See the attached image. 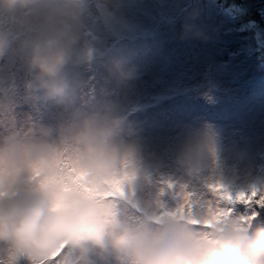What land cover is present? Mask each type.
<instances>
[{
    "label": "clouds",
    "instance_id": "1",
    "mask_svg": "<svg viewBox=\"0 0 264 264\" xmlns=\"http://www.w3.org/2000/svg\"><path fill=\"white\" fill-rule=\"evenodd\" d=\"M124 2L0 0V58L14 42L33 104L73 89V66L95 52L87 22L114 25ZM109 73L119 84L137 75L120 59ZM0 96L7 105L2 82ZM130 127L110 104L73 113L55 137L15 124L0 132V264H264V220L257 217L243 222L235 213L210 228L171 218L154 227L118 214L113 197L131 189L139 173L135 149L124 139ZM218 144L215 128L205 123L187 134L178 159L189 171L210 167ZM242 190L248 189L235 192Z\"/></svg>",
    "mask_w": 264,
    "mask_h": 264
},
{
    "label": "rangeland",
    "instance_id": "2",
    "mask_svg": "<svg viewBox=\"0 0 264 264\" xmlns=\"http://www.w3.org/2000/svg\"><path fill=\"white\" fill-rule=\"evenodd\" d=\"M87 32L95 52L73 66V89L36 104L13 42L0 58L8 97L5 105L0 96V132L15 124L55 137L73 113L120 107L131 122L124 139L139 173L113 199L132 224L204 220L217 196L213 186L235 192L264 183V0H125L114 25L89 20ZM116 59L134 66L136 78L117 83L109 73ZM205 123L218 133V158L189 171L178 154ZM253 210L264 220V208Z\"/></svg>",
    "mask_w": 264,
    "mask_h": 264
},
{
    "label": "snow or ice",
    "instance_id": "3",
    "mask_svg": "<svg viewBox=\"0 0 264 264\" xmlns=\"http://www.w3.org/2000/svg\"><path fill=\"white\" fill-rule=\"evenodd\" d=\"M213 190L217 196L215 202L207 210L208 217L204 220H191L190 223L193 225L210 228L214 223L232 217L236 213L238 205L243 206V209L247 211V215L242 212L239 219L243 222H251L259 214L253 209L264 208V187L252 185L247 191L242 190L235 193L222 186H213ZM115 192H121L119 182L116 184ZM185 199L187 200V195H185Z\"/></svg>",
    "mask_w": 264,
    "mask_h": 264
},
{
    "label": "trees",
    "instance_id": "4",
    "mask_svg": "<svg viewBox=\"0 0 264 264\" xmlns=\"http://www.w3.org/2000/svg\"><path fill=\"white\" fill-rule=\"evenodd\" d=\"M228 6L230 7V6H234V5H228Z\"/></svg>",
    "mask_w": 264,
    "mask_h": 264
}]
</instances>
